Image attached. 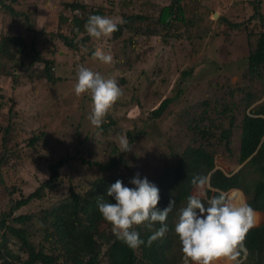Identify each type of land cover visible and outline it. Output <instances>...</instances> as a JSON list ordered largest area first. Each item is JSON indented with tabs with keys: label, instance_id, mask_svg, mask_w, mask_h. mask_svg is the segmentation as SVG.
Returning <instances> with one entry per match:
<instances>
[{
	"label": "trees",
	"instance_id": "16d2710c",
	"mask_svg": "<svg viewBox=\"0 0 264 264\" xmlns=\"http://www.w3.org/2000/svg\"><path fill=\"white\" fill-rule=\"evenodd\" d=\"M182 2L183 0H170L169 5L159 8L158 14L146 15V13L133 12L127 16L122 14V22L118 24V30L112 33V39L118 40L123 31L128 30L132 33V37L125 40L124 43L131 47H135V38L139 36L146 39L160 37V40L165 44L167 41L179 40L182 27L190 39L192 36L194 39L207 37L208 31L204 25L197 28L194 34L187 31L188 27L195 26L197 21L186 19V12L181 7ZM148 5L152 7L154 4L148 2ZM249 5L251 14H243L244 27L240 28L237 23H234L232 27L239 36H244L247 40L249 52L244 60V70L246 69V74L249 76V82L257 83L260 71L264 70V13L261 8V0L249 2ZM32 6L26 0H0V34H3V31H10L12 25L15 26L12 27L15 29L23 24L25 29H22L26 33H32L30 39L25 38V34L22 33L19 36L6 38V43L1 41L2 37L0 38V84L4 79H10L13 88L24 87L22 82L28 79L33 91L35 85H38L40 81L55 83L56 80H60L61 72L64 69H58L59 75H56V69L63 67L64 63L59 59H42L39 55L40 50L37 47V42L38 36L41 34L37 33L35 26L30 24L29 15L32 14ZM65 7L72 12L80 13V15L72 17L69 28L72 34L71 38L63 34H57V37L73 53L88 49L86 58L80 61L84 63L87 57H93L95 52L94 45H91V40L95 38L87 34L84 26L91 15L105 16L104 9L94 10L91 8L88 10L85 4L72 2L65 4ZM244 9L245 7H242L239 11L243 13ZM203 16L198 12L195 18L198 21H203ZM58 17L61 24L67 23L65 16ZM21 19L24 23L18 24ZM6 25L8 26L6 27ZM8 33L5 37L10 36ZM28 39L29 43H27ZM51 53L53 54V52ZM39 64H43V67ZM79 68L80 66L76 72ZM246 74L240 73L242 79H245ZM63 78L66 77L62 76ZM180 79L174 89H171L168 97L164 98L151 112L149 116L151 121L159 120L164 113L171 114L170 107L179 104L189 85V73L180 74ZM180 82L183 83L182 86ZM223 88H228L227 93L231 98L238 91L244 93L242 102L244 107L239 124L235 125V119L231 116L228 121V129L222 130L218 139L219 142L225 141L224 146L230 152V149L227 148L230 145L229 138L239 129L237 161L239 165L243 166L237 172L228 175L216 169L215 155L213 152L207 151L212 135L205 122L207 120L206 123L209 127L213 125L209 119L210 113L215 112L216 107L221 108L222 114H229L236 105L234 102H225L220 97V100L214 101L215 105L210 109L208 100H205L200 104L204 108L200 116L192 118L193 131L195 132L193 140L200 142L198 147L186 146L178 155L173 151L172 145H167L173 152H170V156L174 161L169 166L162 167L160 176L152 182L160 190L161 199L157 207L161 210L166 208L170 200L175 201L174 207L164 225L156 222L151 230L145 225L136 226L135 230L145 241L136 249L128 247L114 235L112 225L104 220L98 209L99 198L107 202H115L106 193L117 180L123 181L125 186L134 187L130 181L135 175V170L127 169L128 173L122 175L119 168L122 160H117V157L113 155L106 163L91 161L95 156L93 151L85 149L84 140L78 139V145L82 147V150L85 149L84 152L76 150L75 155L72 156L67 149L63 153L60 150V143L55 144L57 146L55 147L54 143L50 144L47 141L45 131L25 140L27 151L13 150V147L8 146L11 130L4 129L0 143V187L2 186L7 191H4L5 202L0 201V264H181L182 245L175 232V225L178 222L180 209L186 206L188 197L192 195V189L197 186L194 181L199 178H209L210 188L206 189V199H203L205 204L207 199L220 194L219 192L237 189L234 201L241 191L245 197V204L251 206L256 212L263 213L264 100L260 104L252 106L258 101L259 96L250 90L249 85L240 88L225 85ZM209 89L214 94L218 93L216 89H211V87ZM174 90H177L176 94H172ZM259 94L262 98L264 84L261 85ZM84 96L85 94H82V98ZM9 98V101L13 102L15 99L16 102L15 93L14 99ZM0 99H3L2 96ZM3 106L0 103V109ZM112 125L111 121L107 125L101 124L97 129L106 134V130ZM150 125L146 126L150 127ZM77 127L79 128L80 125ZM188 128H190L189 125ZM221 128L219 125L215 126L213 132ZM139 132L141 135H147L146 130L139 129ZM76 135L80 136L78 132ZM127 135L130 145L134 144L138 134L134 135V138L131 137V133H127ZM38 152H43L46 157L49 177L32 193L23 196V193L20 192L22 195H19L17 189H10L7 185L5 173L9 175L8 168L14 169L20 165L17 163L23 162L26 157L33 156ZM116 152V148L112 149V153ZM81 154H86L87 159H84ZM29 161L31 162L30 157ZM77 161L88 168L96 167L100 175L99 178L87 186L85 183L79 189H75L74 185H71L65 197L54 201L49 207H43L41 210L31 213L28 210L29 205L34 201L44 199L46 191L53 194L58 193V189L62 186L59 181L60 170L71 162ZM212 190L219 192H212ZM256 212L255 214L259 216ZM257 222L260 223L259 217ZM164 226L168 229L165 235L148 246L149 237L154 231ZM11 243L17 246V252H14L10 247ZM243 244L246 255L240 264H264V224L251 228ZM226 264L237 263L226 261Z\"/></svg>",
	"mask_w": 264,
	"mask_h": 264
},
{
	"label": "rangeland",
	"instance_id": "374dc122",
	"mask_svg": "<svg viewBox=\"0 0 264 264\" xmlns=\"http://www.w3.org/2000/svg\"><path fill=\"white\" fill-rule=\"evenodd\" d=\"M26 1L33 5L32 14L29 15L30 24L34 25L37 29L36 32L41 34L38 36L37 42V47L40 50L39 55L42 59H59L64 63L63 67L56 69V75H59L58 69L64 70L61 72L60 80H56L55 83L40 81L38 85H35L33 91L28 79L22 82L24 87L15 88L12 87L10 79L3 80L0 84V96L3 98L0 99V103L4 105L0 109V143L3 130L9 128L11 138L8 139V146L13 147V150L27 151L25 140L45 131L46 139L50 144L54 143V146L57 147L55 144L60 143V150L64 153V150L68 149L73 156L76 150H82V147L78 145V139L84 140L85 149L88 148L94 153L95 158L91 161L106 163L113 155L117 157V160H122V164L119 166L122 175L128 173L127 169L135 170L132 179L139 173L141 179L146 177L152 183L160 176L161 168L165 165L169 166L174 161L170 156L172 151L167 145H172L173 151L177 154L186 146L198 147L200 142L193 140L195 132L193 131L192 118L200 116L204 110L200 104L205 100H208L210 109H212L215 105L214 101L220 100L222 97L225 102H234L236 106L229 114H222L221 108L217 107L215 112L210 113L209 120L213 123L212 128L206 123L207 120L205 122L212 135L207 151L214 153L216 169L225 174H232L242 167L237 161L239 129L229 138L230 145L227 148L230 149V152L224 146L225 141L219 142L218 139L221 131L228 129V121L231 116L235 119V125L239 124L244 107L242 104L244 93L238 91L231 98L227 93L228 88H223L225 85L239 88L249 85L250 90L259 96L258 101L252 106H256L264 100V95L261 98V94H259L261 85L264 84V70L260 71L259 82H249V76L246 74V69L244 70V60L248 55L249 46L246 38L239 36L232 27L234 23L240 25V28L244 27L243 14H251L249 2L255 0H183L181 7L186 12V19L197 21L195 26H189L187 31L194 34L197 28L204 25L208 35L203 38L196 37L194 39L192 36L190 39L182 27L180 39L167 41L165 44L160 40V37L146 39L139 36L135 38V47H131L124 43L125 40L132 37V33L128 30L123 31L122 36L116 41L112 39V34L91 40L94 50L100 48L105 52H111L114 57L111 64H104L99 60H94L93 57H87V60L81 63V59L86 58L88 49L73 53L58 39L57 34L72 37L69 30L72 17L80 15L78 12L70 11L65 7V4L70 2L85 4L88 10L103 8L105 16L119 18L118 24H120L122 14H126V16L132 12L146 13V15L158 14L159 8L169 5L170 0ZM148 2L154 5L151 7ZM261 3L264 13V0H261ZM242 7H245L243 13L239 11ZM195 11L204 15L203 21L196 20L198 12ZM212 13H215L217 17ZM63 15L67 19L65 25L60 23L58 17H64ZM23 23L22 19L18 22V24ZM12 27L15 26L12 25ZM12 27H10L9 33L3 31V34H0L2 42L6 43V38L19 36L22 33L25 34V38H31L32 33H26L22 29H25L24 24L15 29ZM7 33L10 36L5 37ZM29 39L27 43H29ZM39 66L43 67V64H39ZM79 66L99 72L105 78L115 79L123 89V96L112 106L102 123L107 125L109 122H113V125L106 130V134L92 125L89 119L92 112L91 93H85L83 98L82 95L75 94L74 88L78 79L76 70ZM183 73H189L190 81L179 104L170 107L171 114L164 113L159 120L151 121L149 116L152 110L156 109L159 103L168 97L175 84L181 80L180 74ZM240 73L246 74L245 79H242ZM62 76L69 80L62 79ZM180 85L182 86L183 83L180 82ZM210 87L216 89L218 93L214 94L209 89ZM176 92L177 90H174L172 94H176ZM14 93L16 102L13 98ZM9 97H12L14 101H9ZM149 124H151L150 127L146 126ZM77 125L80 127L78 128ZM218 125L222 128L213 132V128ZM139 129L146 130L147 135L139 134ZM76 132L80 136L76 135ZM127 133H131L132 138L134 135L138 134V136L135 137L134 144L130 145L129 143L132 151L122 152L119 139L124 136L129 141ZM17 141L19 142L15 144ZM172 142L173 144H171ZM114 148L117 149L116 153H112ZM30 155H32L31 152ZM81 155L87 159L86 154ZM29 157H26L23 162L17 163L20 165L14 169L8 168L9 175L5 173L9 188L17 189L19 195H22L21 192L23 196L32 193L49 177L46 157L43 152ZM99 176L96 167L88 168L79 161L71 162L60 170L59 181L62 186L58 189V193L53 194L46 191L45 198L32 202L28 210L32 213L43 207H49L54 201L65 197L71 185H74L75 189H79L85 183L86 186L89 185ZM207 188L208 184L204 189L202 199H206ZM4 191L7 190L1 186L0 201L3 202L6 200ZM198 191L195 186L192 189V195ZM239 194L235 201L244 204L243 195L241 192ZM258 217L255 214L254 226L258 224ZM12 243L15 244V242ZM12 243L10 247L14 252H17V246ZM21 256L24 257V255ZM242 260H244L243 253L240 250V255L234 262ZM220 264H226V261H221Z\"/></svg>",
	"mask_w": 264,
	"mask_h": 264
},
{
	"label": "clouds",
	"instance_id": "9594fccd",
	"mask_svg": "<svg viewBox=\"0 0 264 264\" xmlns=\"http://www.w3.org/2000/svg\"><path fill=\"white\" fill-rule=\"evenodd\" d=\"M212 15L217 17L215 13ZM119 22L116 17L91 15L84 27L90 37L99 39L116 32ZM93 59L111 64L114 57L111 52L97 48ZM77 77L75 94L91 93L92 112L89 119L92 125L99 127L112 106L123 96V89L115 79L105 78L84 66L79 68ZM119 144L122 152L132 151L126 137H120ZM130 183L134 187L125 186L121 180L112 184L106 195L115 202L99 198L98 209L104 220L112 225L114 235L128 247L136 249L145 243L135 230L136 226L145 225L151 230L156 222L164 225L175 201L170 200L168 206L161 210L157 207L161 199L160 190L154 183L146 177L141 179L139 173ZM194 183L199 191L188 197L175 225L182 245V264H220L221 261L237 260L246 235L254 226L255 210L245 204L240 190L244 204L229 197L231 192L235 195L237 189L226 192L212 190L220 194L207 199L205 204L202 197L208 184L207 178H199ZM167 230L164 226L154 231L147 241L148 246L162 238Z\"/></svg>",
	"mask_w": 264,
	"mask_h": 264
},
{
	"label": "crops",
	"instance_id": "0c3cea01",
	"mask_svg": "<svg viewBox=\"0 0 264 264\" xmlns=\"http://www.w3.org/2000/svg\"><path fill=\"white\" fill-rule=\"evenodd\" d=\"M256 212V211H255ZM259 214V224L258 225H255L253 226L252 228H255V227H258L260 225H263L264 224V212L263 213H260V212H256Z\"/></svg>",
	"mask_w": 264,
	"mask_h": 264
},
{
	"label": "water",
	"instance_id": "95a60500",
	"mask_svg": "<svg viewBox=\"0 0 264 264\" xmlns=\"http://www.w3.org/2000/svg\"><path fill=\"white\" fill-rule=\"evenodd\" d=\"M207 180H208V186H209V178H207ZM229 197L233 198L234 197V192H231L230 195H229ZM241 251L243 253V259H244V255L246 254V249L244 247V244H243V247H242V250ZM240 262L238 261L237 264H240Z\"/></svg>",
	"mask_w": 264,
	"mask_h": 264
}]
</instances>
